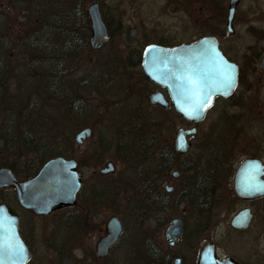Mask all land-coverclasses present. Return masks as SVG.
Returning <instances> with one entry per match:
<instances>
[{
    "label": "rangeland",
    "instance_id": "1",
    "mask_svg": "<svg viewBox=\"0 0 264 264\" xmlns=\"http://www.w3.org/2000/svg\"><path fill=\"white\" fill-rule=\"evenodd\" d=\"M96 1L115 28L113 37L99 52L89 47L91 32L82 31V26L72 31L75 0H4L0 8V132L6 127L15 134H40L54 151L77 161L83 179L78 203L69 212L62 208L48 216L23 214L32 250L29 264H173L179 255L186 264H196L198 251L208 238H216L222 254L245 257V241L229 240L221 234L245 205L227 208L232 202L228 187L232 172L218 181L210 209L204 210L209 216L204 217L209 220L207 228L197 237L186 234L174 249L167 245L164 232L170 221L179 216L191 222L194 214L192 204L181 192L190 175L182 171L189 157L179 156L172 147L176 130L189 124L173 112L147 107L144 97L124 92L132 86L117 83L132 84L131 77L136 74V83H140L138 67L122 58L124 46L134 41L180 43L202 35L217 36L228 55L240 64L242 78L236 92L228 99L217 100L205 120L196 125L198 133L189 154L200 151L204 137L214 126L224 125L229 139L224 141L225 154L221 157L231 171L253 154L264 160V70L260 68L264 57V0H242L234 36L226 33L228 0H79L85 12ZM52 24L53 33L47 30ZM132 28L138 30L136 38L130 36ZM52 41L57 42L54 49L43 46ZM67 45H72L68 54ZM55 56L65 62L60 64ZM114 76L123 81L116 82ZM67 91H71L68 100L64 94ZM60 96L65 98L63 103ZM77 102L84 109L78 115L73 113V105L69 106ZM100 109L103 115H99ZM86 126L91 127L92 135L79 146L75 134ZM61 136L64 141L59 143ZM121 137L135 142L141 139L148 146L144 155L138 158L120 153ZM15 143L16 153H9L0 143V166L12 163L19 170L21 158L27 160L25 166L32 164L28 169L32 172L47 159L38 164L33 161L34 152L24 151L22 142ZM164 148L174 153L171 168L156 176L145 173L140 159H150ZM108 161L115 163L117 171L101 177L99 170ZM174 170L182 171L177 179L171 177ZM141 175L151 182L163 204L155 205L143 195ZM167 184L173 187V193L166 192ZM100 187L105 196L98 198L93 191ZM201 205L209 207L208 203ZM255 207L262 215L264 199ZM114 215L122 220L124 232L120 243L100 259L96 244L105 233L107 220ZM257 221L251 235L257 232ZM261 236L258 244L264 253V230Z\"/></svg>",
    "mask_w": 264,
    "mask_h": 264
},
{
    "label": "water",
    "instance_id": "2",
    "mask_svg": "<svg viewBox=\"0 0 264 264\" xmlns=\"http://www.w3.org/2000/svg\"><path fill=\"white\" fill-rule=\"evenodd\" d=\"M242 0H228L226 33L236 34L234 21ZM89 17L93 49H100L108 40L109 32L99 2L91 3L86 9ZM137 31L131 30L135 37ZM143 70L154 83L167 89L176 112L194 124L202 122L217 98L230 97L238 86L239 66L230 61L220 49L217 36L207 35L191 43L175 47L149 45L143 56ZM264 70V57L260 64ZM225 74H231V86L225 83ZM194 82V83H193ZM153 104L168 105L161 91L150 95ZM102 114V111H100ZM198 128L179 127L173 138L172 147L178 154H187ZM91 127H84L75 134L78 145L90 138ZM62 141V138H59ZM115 172L109 161L100 169L101 174ZM177 172L173 173L176 177ZM14 185L20 204L40 215H48L57 208L73 206L82 187V181L74 159L55 157L47 160L37 173L25 181H18L8 168H0V187ZM233 187L242 199L264 196V162L260 158L248 157L237 166ZM168 191L172 187L167 186ZM250 210L238 212L231 220L234 228H245L251 221ZM19 218L6 204H0V264H28L31 253L18 231ZM121 219L114 215L106 222V232L96 247L98 258L106 256L123 233ZM183 234L181 219H173L165 230V238L171 246ZM173 264H180L175 259ZM198 264H238L231 258L220 259L216 255L215 244L205 243L198 256Z\"/></svg>",
    "mask_w": 264,
    "mask_h": 264
},
{
    "label": "flooded vegetation",
    "instance_id": "3",
    "mask_svg": "<svg viewBox=\"0 0 264 264\" xmlns=\"http://www.w3.org/2000/svg\"><path fill=\"white\" fill-rule=\"evenodd\" d=\"M4 5V0H0V8H2ZM8 10H10V8H8ZM238 12V11H237ZM102 13H103V10H102ZM103 17H104V14H103ZM105 19V17H104ZM236 20V19H235ZM106 21V19H105ZM107 23V22H106ZM49 27V26H48ZM90 27V25H89ZM108 27V25H107ZM45 28V27H44ZM135 29L137 31L135 37L132 36L131 34V31H130V36L132 38H136L137 35H138V30L136 28H132V30ZM47 30H49L51 33L54 32L55 30V27H50L48 28ZM108 32H109V40L113 37L114 33H115V28L113 27H108ZM49 34H46L45 37H48ZM203 36H206V35H202L200 37H203ZM198 37V38H200ZM196 38V39H198ZM196 39L192 40V41H188V42H178V43H175V42H167V41H163V40H160V41H144V42H135V44H128V46H124V49H125V57H122L126 63H129V64H134L138 67L139 69V75H140V83H136L137 79H138V74L132 76L131 80H134V83H127V82H122V83H119L118 80H122L121 78H116L114 76L113 80H115L117 83L118 86H127L129 87L132 86V88L126 90L124 89V92L125 93H134V94H138V97L139 96H142L144 97V100H146V104L148 105L147 107H152L154 110H157L158 112H176L175 108H174V105L170 99V96L168 94V91L166 88L164 87H161L159 86L158 84L154 83L151 79H149V77L146 75V73L144 72L143 70V56H144V52H145V49L149 46V45H158V46H163V47H175V46H178V45H181V44H185V43H191L193 41H195ZM89 40V39H88ZM108 40V41H109ZM108 41L100 48V49H93L90 45V40L87 41L89 43V47L92 51L94 52H99L107 43ZM133 42V43H134ZM57 42H44V45L43 46H48L49 48H55L56 47V44ZM34 45H37L38 44V41H34L33 43ZM72 46V45H71ZM70 45H67L65 46V50H67V54H68V50H70L72 47ZM220 47L223 51V54L232 62H235L238 66H239V79H240V71H241V66L240 64L235 60L233 59L230 55H228V53L226 52V50L221 46V42H220ZM60 52H61V47H59L58 49ZM57 50V51H58ZM122 53V52H121ZM56 57V56H55ZM57 58V57H56ZM57 60H60V64H63V60L62 58H57ZM70 60V59H68ZM20 62V61H19ZM21 63V62H20ZM19 71L20 68H18ZM130 79V78H129ZM54 90H57L56 87ZM156 91H161L165 97V99L167 100L168 102V105L167 106H164V105H161V104H153L151 103L150 101V95L153 93V92H156ZM100 111H102V114H100ZM104 113V110L103 109H100L99 110V115H103ZM177 113V112H176ZM86 127H89V126H86ZM60 138H62V141L59 140V143H62L64 140H63V137L61 136ZM87 140V139H86ZM85 140V141H86ZM84 141V142H85ZM83 142V143H84ZM173 143V142H172ZM193 143V142H192ZM77 144V143H76ZM78 145V144H77ZM82 145V144H81ZM79 145V146H81ZM192 146V145H191ZM174 151V149H173ZM175 152V151H174ZM176 153V152H175ZM178 154V153H176ZM65 155V154H64ZM179 156L181 157H186L187 155H189V153L187 154H178ZM55 157H64V158H68L67 156H54V157H50L48 158L47 160L51 159V158H55ZM249 157H256V158H260L263 160L262 157L258 156L257 154H253ZM69 159V158H68ZM73 159V158H71ZM45 160V161H47ZM75 160V159H74ZM44 161V162H45ZM76 161V160H75ZM43 162V163H44ZM109 162V161H108ZM113 162V161H111ZM264 162V160H263ZM77 163V161H76ZM114 166H115V172L114 173H110V174H101L100 173V170H99V174L101 175V177H106V176H111L113 174L116 173L117 171V167L115 165V163L113 162ZM25 164H22L19 168V170H24L23 168H25V166H23ZM43 165V164H42ZM42 165H40L39 168H37V170H33L32 172L28 171V169H25L24 170V175H29V176H19L13 169L10 168V166L8 165H3V166H0V168H8L12 171V173L14 174V176L17 178L18 181H25L27 180L28 178L34 176L37 171L42 167ZM105 166V165H104ZM102 166V167H104ZM101 167V168H102ZM100 168V169H101ZM19 170L17 169L16 171L19 172ZM77 170L79 172V168H78V164H77ZM232 170V169H231ZM174 172H177L178 175L176 177L173 176V173ZM182 172V171H181ZM181 172L178 171V170H174L172 173H171V177L173 179H177L181 176ZM231 172H232V180L230 183H228V187L230 190H232V202H230L227 206L228 209H235L237 207V204H240V203H244L245 205L238 209L237 212H235V214L232 216V218L240 211L242 210H245V209H248L250 210V213L252 214V218H251V221L249 222V224L247 225V227L245 228H234L232 225H231V220L232 218L230 219V222H229V225L226 227L225 229V232L224 233H221L223 235H225L227 238H229V240H233L234 238H237L238 240L242 239V241H245V245L247 248V254L244 256H240L239 254L237 253H226V254H222L220 252V246H219V243L216 241V238H208L206 241L207 242H212L215 244V251H216V255L217 257H219L220 259H226V258H231L233 259L234 261H236L238 264H264V253L259 249V244H258V239H260V237H262V231L264 230V228L262 227V223H263V220H264V211L262 213V215H260L258 213V210L255 206H257V204L259 202H262L263 199H264V196L262 197H259V198H255V199H242L240 197H238L234 191V187H233V177H234V173H235V170L234 171H230V173L227 175V177H229L231 175ZM79 175H80V178H81V181L83 183V179L81 177V174L79 172ZM167 186H170L172 187L171 185H166L165 186V190L167 193H173L174 189L172 187V191H168L166 189ZM3 192V196L0 198V204H6L13 212H15L17 215H18V218H19V227H18V231H19V235L20 237L22 238V240L24 241V243L26 244L27 248L29 249L30 253H31V259H32V250H31V242L29 241V238L26 234V231L28 228H26V221L24 219V215L23 214H34L36 216H48L50 215L51 213H53L54 211L58 210V209H62L63 210H67V212H69V210H71L70 208H73V207H76L77 203H78V196H77V201H76V204L73 205V206H64V207H60V208H57L55 209L54 211H52L50 214L48 215H40V214H37L35 213L32 209H26L24 208L19 200H18V197H17V193H16V190H15V186L14 185H9V186H5V187H0V192ZM182 192V191H181ZM79 195V194H78ZM236 204V205H235ZM198 205H201L200 203H198ZM201 209H195L192 207L193 209V217H192V220L191 222L188 221V219H186L185 217H175L173 219H176V218H179L181 219L182 221V224H183V234L182 236L176 241V243L174 244V246H171L169 244V242L166 240L165 238V232H164V238L167 242V245L174 249L185 237L186 234H188L189 236L191 237H197L199 234H201L200 232L201 231H204L208 224H209V220H205L204 217H209L208 215H205V211L204 210H209L210 209V206L209 207H203V205H201ZM221 217H223V215L221 214L220 215ZM172 219V220H173ZM258 219V221L260 220V225H257L256 228H257V232H255V234H250V230L252 228H254V223L256 222V220ZM171 220V221H172ZM122 221V220H121ZM170 221V222H171ZM257 221V222H258ZM123 223V222H122ZM170 224V223H169ZM168 224V225H169ZM124 227V225H123ZM167 228V227H166ZM166 230V229H165ZM105 232H106V226H105ZM105 234V233H104ZM103 234V235H104ZM102 235V236H103ZM123 235V233H122ZM121 235V237H122ZM101 236V237H102ZM100 237V238H101ZM121 237L120 239L117 241V243L115 245H113L110 249H109V252L106 256H108L110 254V252L120 243V240H121ZM190 237V238H191ZM251 237H253L254 239H252ZM99 241V240H98ZM206 242V243H207ZM98 243V242H97ZM96 247H97V244H96ZM199 252L200 250L198 251V254H197V260H196V264H198V256H199ZM106 256L100 258V259H104ZM243 257V258H242ZM180 259V264H186L185 262V259L183 256L179 255L177 256L175 259ZM30 259V260H31ZM30 262V261H29ZM29 264V263H28Z\"/></svg>",
    "mask_w": 264,
    "mask_h": 264
},
{
    "label": "trees",
    "instance_id": "4",
    "mask_svg": "<svg viewBox=\"0 0 264 264\" xmlns=\"http://www.w3.org/2000/svg\"><path fill=\"white\" fill-rule=\"evenodd\" d=\"M74 8L72 10L73 17H72V31L82 26V31H87L88 34L90 33V27H89V19L85 12V8L80 6L79 0H75ZM79 4V5H77ZM81 12V13H80ZM69 14V11L67 12ZM71 14V12H70ZM104 17L106 19L108 27H112L113 25L110 22V20L107 19L106 14L103 10ZM83 20L85 22V25L83 26ZM81 22V24H80ZM54 24V23H53ZM49 26L55 27L54 25ZM242 78V74H240V81ZM64 93V92H63ZM71 93V91H67L64 93L67 95L68 100V94ZM63 95V94H61ZM59 101L61 103L64 102L65 98L63 96H60ZM73 105V113L76 115L82 114L84 109L82 108L83 105L81 102H77L75 104H69V106ZM175 116L179 117L183 123H187L185 120H183L176 112L172 113ZM188 124V123H187ZM226 124L234 125L235 122H226ZM217 126L213 127V130L209 133L208 137H204V143L200 145V151L198 153H191L187 155V165L182 167L183 172H189V177L186 180V184L183 186L182 194L185 195L187 200L192 204V207L195 209H201V205H198V203L206 204L208 205L212 202V195L214 191L217 189V183L218 181H221L222 178L227 177V175L230 173L231 168L230 165L225 163L224 160H222L221 156H224L223 147L225 146V140L228 138V129L226 126L221 125L220 127L216 128ZM232 127V126H230ZM229 127V128H230ZM0 135V143L4 144V148H8L9 153H16L17 148L15 142H22V146L25 149L26 152H34V158L33 161L40 164L44 158H50L54 156H66L62 152H56L53 150V148L50 146L47 139H45L40 134H30L28 132L15 134V131L13 129H6L4 127L1 128ZM230 130V129H229ZM216 131V132H215ZM4 133V134H3ZM21 140V141H19ZM18 146V145H17ZM148 148L147 144L145 145L143 142H141V139H138V142H135L132 138L129 137H121L118 142V149L120 153H126L129 155H137L138 158L143 156L146 152V149ZM222 149L221 151H219ZM196 154V155H195ZM174 153L169 149H162L160 150L159 154L156 156H152L150 159H143L141 158L144 166V171L147 174L153 173L154 176L158 175V173L162 171H167L171 168L170 164L173 160ZM16 156V155H13ZM22 157V156H21ZM25 158V156H24ZM46 159V160H47ZM20 161L23 162V164H27V160L21 159ZM192 161V163L190 162ZM36 163L34 165H36ZM31 165V166H29ZM25 166V169H30L32 167V164H29ZM11 169H13L19 176H22L24 174H20L17 172L16 168L14 167V164H9ZM37 170V168L35 169ZM144 174V173H143ZM29 176V175H24ZM144 179V176L141 175V180ZM144 188L143 195L145 197H149L151 202H153L155 205H160L163 203L161 202V198L157 197V194L155 189L151 187V182L141 181ZM104 188L100 187L98 189H95L93 193H95L96 197H103L105 196ZM168 195V194H165ZM163 197V196H162ZM164 201V197L162 199ZM162 201V202H163ZM74 209V207L72 208ZM71 209V210H72Z\"/></svg>",
    "mask_w": 264,
    "mask_h": 264
},
{
    "label": "snow or ice",
    "instance_id": "5",
    "mask_svg": "<svg viewBox=\"0 0 264 264\" xmlns=\"http://www.w3.org/2000/svg\"><path fill=\"white\" fill-rule=\"evenodd\" d=\"M225 83L228 86H231L232 85V83H233V77L231 76V74H225Z\"/></svg>",
    "mask_w": 264,
    "mask_h": 264
}]
</instances>
